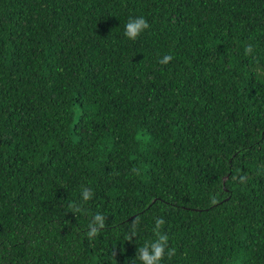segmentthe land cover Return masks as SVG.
I'll list each match as a JSON object with an SVG mask.
<instances>
[{"label": "trees", "instance_id": "1", "mask_svg": "<svg viewBox=\"0 0 264 264\" xmlns=\"http://www.w3.org/2000/svg\"><path fill=\"white\" fill-rule=\"evenodd\" d=\"M160 218V264H264V0H0V264H143Z\"/></svg>", "mask_w": 264, "mask_h": 264}, {"label": "clouds", "instance_id": "2", "mask_svg": "<svg viewBox=\"0 0 264 264\" xmlns=\"http://www.w3.org/2000/svg\"><path fill=\"white\" fill-rule=\"evenodd\" d=\"M149 27L147 21L143 18H137L135 20H130L126 24L125 35L130 39H136L137 36ZM253 51L252 45H247L245 52L246 54ZM172 59L171 56H165L159 62L162 64H167ZM84 200L91 198V192L89 190L83 191ZM94 222L98 227H91V231L88 233L89 237H94L98 232L99 228L104 227V218L101 215H96L94 217ZM164 224L162 218L156 220V227L154 228L155 235L157 239L155 242L145 244L144 247L139 249V259L143 264H160L161 259L164 256V248L167 245L168 236L166 234H161L160 228ZM169 256L174 254V249L169 250Z\"/></svg>", "mask_w": 264, "mask_h": 264}]
</instances>
